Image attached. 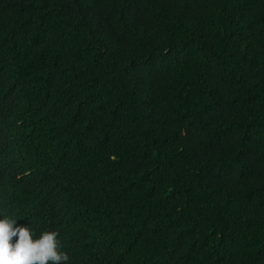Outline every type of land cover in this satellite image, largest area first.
<instances>
[{
    "label": "trees",
    "instance_id": "16d2710c",
    "mask_svg": "<svg viewBox=\"0 0 264 264\" xmlns=\"http://www.w3.org/2000/svg\"><path fill=\"white\" fill-rule=\"evenodd\" d=\"M0 213L69 264H264V0H0Z\"/></svg>",
    "mask_w": 264,
    "mask_h": 264
},
{
    "label": "clouds",
    "instance_id": "9594fccd",
    "mask_svg": "<svg viewBox=\"0 0 264 264\" xmlns=\"http://www.w3.org/2000/svg\"><path fill=\"white\" fill-rule=\"evenodd\" d=\"M16 221V216L0 213V264H69L57 231H43L37 237L31 224Z\"/></svg>",
    "mask_w": 264,
    "mask_h": 264
}]
</instances>
